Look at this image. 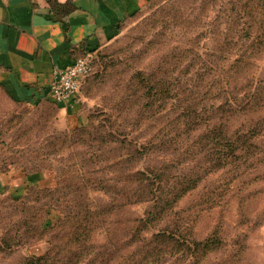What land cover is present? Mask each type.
Listing matches in <instances>:
<instances>
[{
	"label": "rangeland",
	"instance_id": "374dc122",
	"mask_svg": "<svg viewBox=\"0 0 264 264\" xmlns=\"http://www.w3.org/2000/svg\"><path fill=\"white\" fill-rule=\"evenodd\" d=\"M90 55L79 121L0 102V264H264V0H153Z\"/></svg>",
	"mask_w": 264,
	"mask_h": 264
},
{
	"label": "crops",
	"instance_id": "0c3cea01",
	"mask_svg": "<svg viewBox=\"0 0 264 264\" xmlns=\"http://www.w3.org/2000/svg\"><path fill=\"white\" fill-rule=\"evenodd\" d=\"M151 1L0 0V102L51 103L63 116L79 121L82 98L55 103L48 94L56 71L109 43L121 22ZM16 174L12 169L0 173V181L11 179L12 185ZM24 180L22 186L30 184Z\"/></svg>",
	"mask_w": 264,
	"mask_h": 264
},
{
	"label": "built area",
	"instance_id": "2783aa9c",
	"mask_svg": "<svg viewBox=\"0 0 264 264\" xmlns=\"http://www.w3.org/2000/svg\"><path fill=\"white\" fill-rule=\"evenodd\" d=\"M92 57L90 53L77 57L74 62L56 71L48 88L50 98L56 103L79 101L80 85L85 76L91 71Z\"/></svg>",
	"mask_w": 264,
	"mask_h": 264
},
{
	"label": "trees",
	"instance_id": "16d2710c",
	"mask_svg": "<svg viewBox=\"0 0 264 264\" xmlns=\"http://www.w3.org/2000/svg\"><path fill=\"white\" fill-rule=\"evenodd\" d=\"M85 54H83V55H81V56H84ZM91 61H92V59H91ZM90 74V72L85 76V78L88 76ZM85 78L83 79V81L81 82V85H80V93H82V85H83V83H84V81H85ZM82 96V95H81ZM254 99V97H251V100L250 99H248L242 106H241V109H244V108H246V107H248V105H250V101H252ZM53 101V100H52ZM53 102H55V101H53ZM56 103V102H55ZM51 104V103H50ZM251 130H254V129H250V131ZM244 142H245V140H244ZM226 145L227 146H229V147H231V146H233V145H231L230 144V142L227 140L226 142ZM188 187H189V185H188ZM188 187H186V188H188Z\"/></svg>",
	"mask_w": 264,
	"mask_h": 264
}]
</instances>
